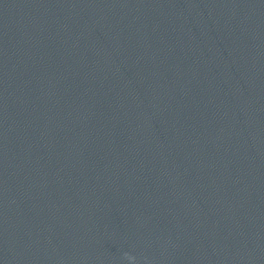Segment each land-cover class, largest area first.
I'll return each mask as SVG.
<instances>
[{"label": "water", "instance_id": "95a60500", "mask_svg": "<svg viewBox=\"0 0 264 264\" xmlns=\"http://www.w3.org/2000/svg\"><path fill=\"white\" fill-rule=\"evenodd\" d=\"M0 264H264V0H0Z\"/></svg>", "mask_w": 264, "mask_h": 264}]
</instances>
